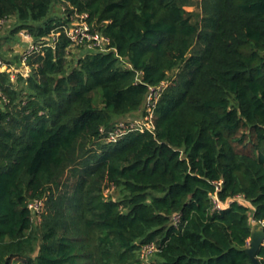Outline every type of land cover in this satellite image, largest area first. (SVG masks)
Segmentation results:
<instances>
[{
    "label": "trees",
    "instance_id": "obj_1",
    "mask_svg": "<svg viewBox=\"0 0 264 264\" xmlns=\"http://www.w3.org/2000/svg\"><path fill=\"white\" fill-rule=\"evenodd\" d=\"M76 12L110 51L71 58L62 34L28 59V77L0 72V264H146L151 242L155 264H253V221L264 223V0H0L14 40L47 38ZM7 39L0 32V61L20 66L22 48L7 58ZM162 82L154 132L108 143ZM218 182L233 202L215 211Z\"/></svg>",
    "mask_w": 264,
    "mask_h": 264
},
{
    "label": "built area",
    "instance_id": "obj_2",
    "mask_svg": "<svg viewBox=\"0 0 264 264\" xmlns=\"http://www.w3.org/2000/svg\"><path fill=\"white\" fill-rule=\"evenodd\" d=\"M88 17L89 16L87 14H78L77 12L71 16H66L64 22L59 26H56L47 38L41 39L39 41H35L31 33L22 31L20 33L22 38L21 45L23 46L20 54L21 65L18 66L0 61V72H9L12 80H16L20 74L24 77H28L31 72V69L27 64L28 59L36 53L41 52L44 48L56 49L62 34H65L70 41L71 45L68 50H72L76 47H85L89 51H110L108 45L109 40L105 38L99 31H96L92 28L88 22ZM7 24V19H0V31L3 30ZM167 86V82H162L156 88L150 87L148 100L146 103V114L144 117H142L140 120L122 122L121 124L119 123L117 127L107 136L106 141L108 143H117L124 136L131 132H154V109ZM221 185L222 182L216 183V192L212 195L213 209L215 211H220L233 202V200H231L225 204L221 201L219 197ZM238 201L245 202L242 198H239ZM42 206L43 202L39 200H36L30 204V208L35 213H39L42 209ZM253 225H255L254 228H264V223H257L253 221ZM158 250V246L154 242L145 244L140 253L141 260L146 264H155L152 258L158 252Z\"/></svg>",
    "mask_w": 264,
    "mask_h": 264
},
{
    "label": "rangeland",
    "instance_id": "obj_3",
    "mask_svg": "<svg viewBox=\"0 0 264 264\" xmlns=\"http://www.w3.org/2000/svg\"><path fill=\"white\" fill-rule=\"evenodd\" d=\"M59 9H61V8H59L57 6L54 8V11H53V12L57 13L58 16L61 15V11ZM188 10L193 11L194 8H188ZM14 25H15V20L11 19L10 22H8V24L6 25V27L0 31L3 35V37L8 38L7 40L4 41V51L7 52L6 57L10 58V59H14L20 54L19 48H20V45L22 44V42H21L22 38H21L20 34L15 36V38H16L15 40L12 38L11 31L14 28ZM72 52H74V55H72L71 58H77L79 55L78 53L82 52V49L80 50V47H76V48L72 49ZM142 117H144L143 114H137V115L135 114L134 115L135 120H140V119H142ZM121 123L122 122H120V124ZM254 226L255 225H253V229H254ZM153 259H154V256H153L152 260ZM12 264H22V262L19 260H15L12 262Z\"/></svg>",
    "mask_w": 264,
    "mask_h": 264
},
{
    "label": "water",
    "instance_id": "obj_4",
    "mask_svg": "<svg viewBox=\"0 0 264 264\" xmlns=\"http://www.w3.org/2000/svg\"><path fill=\"white\" fill-rule=\"evenodd\" d=\"M262 246H264V228L255 227L251 237L250 247L247 248V253L251 257L253 264H261L258 253Z\"/></svg>",
    "mask_w": 264,
    "mask_h": 264
},
{
    "label": "crops",
    "instance_id": "obj_5",
    "mask_svg": "<svg viewBox=\"0 0 264 264\" xmlns=\"http://www.w3.org/2000/svg\"><path fill=\"white\" fill-rule=\"evenodd\" d=\"M20 47L23 49V46H22V45H20ZM22 49H21V50H22ZM19 51H20V49H19Z\"/></svg>",
    "mask_w": 264,
    "mask_h": 264
}]
</instances>
